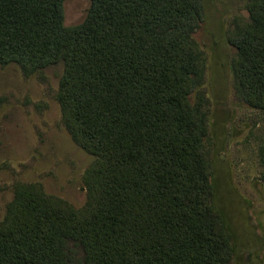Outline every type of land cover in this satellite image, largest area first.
<instances>
[{
    "label": "trees",
    "instance_id": "1",
    "mask_svg": "<svg viewBox=\"0 0 264 264\" xmlns=\"http://www.w3.org/2000/svg\"><path fill=\"white\" fill-rule=\"evenodd\" d=\"M247 12L227 36L235 92L264 110V0ZM201 17V0H90L65 26L63 0H0V62L61 63L64 124L95 156L85 212L17 193L0 222V264H230L191 99ZM258 149L264 184V139Z\"/></svg>",
    "mask_w": 264,
    "mask_h": 264
},
{
    "label": "rangeland",
    "instance_id": "2",
    "mask_svg": "<svg viewBox=\"0 0 264 264\" xmlns=\"http://www.w3.org/2000/svg\"><path fill=\"white\" fill-rule=\"evenodd\" d=\"M249 0H201L202 17L192 38L200 65L192 102L202 106V150L212 186L210 202L231 241L230 264H264V184L258 148L264 110L235 92V48L227 36L248 16ZM90 0H63V24L80 23ZM61 63L26 71L0 62V222L17 193L31 189L61 206L85 212V175L95 156L66 128L58 101Z\"/></svg>",
    "mask_w": 264,
    "mask_h": 264
}]
</instances>
